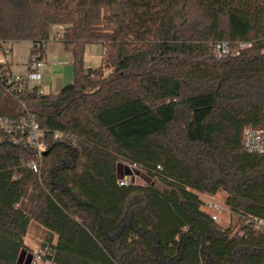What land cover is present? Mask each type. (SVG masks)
I'll return each mask as SVG.
<instances>
[{
  "label": "trees",
  "instance_id": "1",
  "mask_svg": "<svg viewBox=\"0 0 264 264\" xmlns=\"http://www.w3.org/2000/svg\"><path fill=\"white\" fill-rule=\"evenodd\" d=\"M54 27L73 83L26 85L25 110L0 82V117L33 114L47 145L35 173L34 150L0 130V264L32 263V223L52 264H264V233L241 224L264 218V154L243 144L247 126L264 130V0H0V42L44 58ZM90 44L104 49L95 69ZM123 164L149 183L120 186ZM220 192L236 232L203 209Z\"/></svg>",
  "mask_w": 264,
  "mask_h": 264
},
{
  "label": "built area",
  "instance_id": "2",
  "mask_svg": "<svg viewBox=\"0 0 264 264\" xmlns=\"http://www.w3.org/2000/svg\"><path fill=\"white\" fill-rule=\"evenodd\" d=\"M62 37L63 32H59L52 37V40L59 41ZM252 44L253 42L249 41L237 42L236 49L233 50L232 44L229 42L217 43L214 46V54L218 59L227 57L231 54L238 56L242 51L249 49ZM11 53V49L6 44L0 42V82L5 85L7 92L19 100L23 108L27 110V105L22 97V94H24L25 91V86L27 85L29 88L30 80L37 82L42 80L43 70L46 68L47 63L44 58H40L38 54L31 51L28 57H21L18 59L19 63L27 67L28 75L24 77L20 75H13L12 73L8 74L2 67L9 64ZM29 92L32 93L33 89L29 88ZM36 93L38 96L44 95V92L40 89H37ZM0 130L4 132L5 138H8L13 144L34 150L35 159L28 163V167L33 172L40 173L44 153L47 151V145L45 141V132L37 123L35 116L27 113L26 117L19 120L10 119L8 117H0ZM55 138L58 140L60 139L72 142L71 137L60 132L56 133ZM243 144L245 150L249 153L264 154V130L247 126L244 129ZM128 166L135 167L137 170L142 172L141 168L135 165ZM126 178L127 177L119 181L120 186L138 184V177L136 175L134 177V181H132V178L131 180H127ZM202 196L201 199L204 203V207L211 215L213 221L218 222L224 213L233 214L226 204L216 202L215 200L207 197L202 198ZM241 224L249 229H254L264 233V218L256 216H243L241 217ZM52 253L53 250L49 246L40 248L38 253L34 255L35 260L40 264H52L51 260H46V257L52 256Z\"/></svg>",
  "mask_w": 264,
  "mask_h": 264
},
{
  "label": "crops",
  "instance_id": "3",
  "mask_svg": "<svg viewBox=\"0 0 264 264\" xmlns=\"http://www.w3.org/2000/svg\"><path fill=\"white\" fill-rule=\"evenodd\" d=\"M60 27H54V36ZM11 49L9 70L13 75L26 77L28 69L18 62V59L26 58L32 50V43L29 41L15 42L7 44ZM103 46L101 44H90L85 50V64L87 68L95 69L101 65L103 57ZM44 59L47 66L43 70V78L40 82L30 83L29 88H37L48 94H58L63 88L73 83L74 71L72 56L66 51L62 42L50 40L45 48ZM44 230V229H43ZM45 231V230H44ZM46 232V231H45ZM25 238V237H24ZM33 255V254H32Z\"/></svg>",
  "mask_w": 264,
  "mask_h": 264
},
{
  "label": "rangeland",
  "instance_id": "4",
  "mask_svg": "<svg viewBox=\"0 0 264 264\" xmlns=\"http://www.w3.org/2000/svg\"><path fill=\"white\" fill-rule=\"evenodd\" d=\"M64 32L63 28L60 27V30L57 32ZM30 83H35V81L31 80ZM123 173H124V178L127 177V180H131L134 181V177L135 175L138 177L137 179V183L141 184V185H145L147 183H149V178L146 177L145 175H143L142 172H140L139 170H137L135 167H129L126 164H123ZM132 176V177H130ZM207 197L210 199L215 200L216 202L219 203H224L225 204V198H226V194L223 192L218 193L217 195L214 196H205L203 195L202 198ZM204 210H206L205 207H203ZM218 225L224 229L227 228H232L234 230V232H236L239 227H240V223L238 220V217L232 213H224L221 216V219L217 222ZM46 238H47V232H45L43 230V228L41 226H39L36 223H32L31 227L28 230L27 235L25 236L24 239V243L27 247L28 252H31V254H33V259H32V263L31 264H40L39 262H37L35 260V254L38 253L39 249L42 248V246L44 245V243L46 242Z\"/></svg>",
  "mask_w": 264,
  "mask_h": 264
},
{
  "label": "water",
  "instance_id": "5",
  "mask_svg": "<svg viewBox=\"0 0 264 264\" xmlns=\"http://www.w3.org/2000/svg\"><path fill=\"white\" fill-rule=\"evenodd\" d=\"M44 155H47V151L44 153Z\"/></svg>",
  "mask_w": 264,
  "mask_h": 264
}]
</instances>
